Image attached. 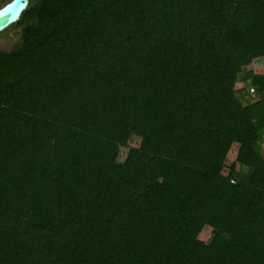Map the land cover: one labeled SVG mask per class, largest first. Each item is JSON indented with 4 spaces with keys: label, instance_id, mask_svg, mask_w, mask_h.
I'll list each match as a JSON object with an SVG mask.
<instances>
[{
    "label": "trees",
    "instance_id": "16d2710c",
    "mask_svg": "<svg viewBox=\"0 0 264 264\" xmlns=\"http://www.w3.org/2000/svg\"><path fill=\"white\" fill-rule=\"evenodd\" d=\"M15 27L0 264H264V0H31Z\"/></svg>",
    "mask_w": 264,
    "mask_h": 264
},
{
    "label": "rangeland",
    "instance_id": "374dc122",
    "mask_svg": "<svg viewBox=\"0 0 264 264\" xmlns=\"http://www.w3.org/2000/svg\"><path fill=\"white\" fill-rule=\"evenodd\" d=\"M8 0H3L0 2V6L2 3L6 2ZM20 28H16L15 26H12L9 28L5 33H3L2 36H0V50H6L9 51L12 49L13 45L15 44L16 40L19 39L18 37L20 36ZM253 72L260 78H264V59L256 61L252 64L250 67ZM243 84H239L238 87H242ZM138 140L133 141L130 146L134 147L138 145ZM240 148V145L236 142H233L231 145V153L229 155L230 160H234L238 150ZM128 152V149H122L121 152V160H124L126 157V154ZM264 152V149H263ZM214 235V231L211 228H205L202 233L200 234L199 237H197L200 240H203L205 242H209L211 238ZM195 239V238H192Z\"/></svg>",
    "mask_w": 264,
    "mask_h": 264
},
{
    "label": "water",
    "instance_id": "95a60500",
    "mask_svg": "<svg viewBox=\"0 0 264 264\" xmlns=\"http://www.w3.org/2000/svg\"><path fill=\"white\" fill-rule=\"evenodd\" d=\"M29 3L30 0H12L0 8V35L19 22Z\"/></svg>",
    "mask_w": 264,
    "mask_h": 264
},
{
    "label": "flooded vegetation",
    "instance_id": "af4514ba",
    "mask_svg": "<svg viewBox=\"0 0 264 264\" xmlns=\"http://www.w3.org/2000/svg\"><path fill=\"white\" fill-rule=\"evenodd\" d=\"M10 1H12V0H8V1L2 3V5L0 6V8H2L5 4L9 3ZM30 1H31V0H30ZM1 2H2V1H1ZM29 4H30V3H29ZM20 20H21V19H20ZM20 20H19V21H20ZM17 24H18V23H17ZM15 25H16V24H15ZM15 25H13V26H15ZM11 27H12V26H11ZM11 27H9V28H11ZM9 28H8V29H9ZM8 29H7V30H8ZM7 30H6V31H7ZM6 31H4L3 33H5ZM3 33H2L0 36H2ZM19 37H20V36H19ZM19 37H18V38H19Z\"/></svg>",
    "mask_w": 264,
    "mask_h": 264
},
{
    "label": "built area",
    "instance_id": "2783aa9c",
    "mask_svg": "<svg viewBox=\"0 0 264 264\" xmlns=\"http://www.w3.org/2000/svg\"><path fill=\"white\" fill-rule=\"evenodd\" d=\"M251 93H252V94H254V93H255L253 89L251 90Z\"/></svg>",
    "mask_w": 264,
    "mask_h": 264
},
{
    "label": "bare ground",
    "instance_id": "6f19581e",
    "mask_svg": "<svg viewBox=\"0 0 264 264\" xmlns=\"http://www.w3.org/2000/svg\"><path fill=\"white\" fill-rule=\"evenodd\" d=\"M1 2V1H0Z\"/></svg>",
    "mask_w": 264,
    "mask_h": 264
}]
</instances>
